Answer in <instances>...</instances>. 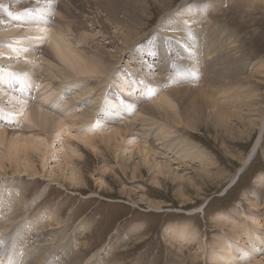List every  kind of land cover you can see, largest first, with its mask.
I'll return each mask as SVG.
<instances>
[{"label":"rangeland","instance_id":"obj_1","mask_svg":"<svg viewBox=\"0 0 264 264\" xmlns=\"http://www.w3.org/2000/svg\"><path fill=\"white\" fill-rule=\"evenodd\" d=\"M79 1L0 0V19L12 16V26L21 30L24 25L49 29L50 39L40 36L38 50L49 51L60 34L70 49L109 67L100 77L92 75L103 103L90 118L92 104L74 98L81 93L74 87L81 78L59 82L45 68L47 76L35 88L32 80L27 83L31 72L0 65V213L14 205L11 221L21 222L18 228L43 218L46 223L33 239L52 243L49 253L40 254L43 264L61 263L70 254L73 264L264 261V0ZM49 16L48 25L39 22ZM30 31L20 35L25 43L18 36L16 45L23 50L38 34ZM8 38L0 36V46ZM38 64L43 66L42 60ZM111 90L120 105L109 111ZM49 95L57 101L51 104ZM162 96H171V103ZM28 104L56 122L48 129L34 127L25 115ZM60 119L63 125L56 127ZM111 125L122 133L114 134ZM169 130L174 135L167 136ZM39 134L48 147L45 158L23 142L12 148V138ZM88 135L95 145L86 144ZM153 135L167 136L162 139L168 151L157 149ZM148 150L161 157L144 158ZM25 158L34 160L38 175L26 169ZM155 161L169 165L171 176H158ZM3 229L0 225V255L11 259L16 241L5 240ZM58 250L68 255L56 258Z\"/></svg>","mask_w":264,"mask_h":264},{"label":"bare ground","instance_id":"obj_2","mask_svg":"<svg viewBox=\"0 0 264 264\" xmlns=\"http://www.w3.org/2000/svg\"><path fill=\"white\" fill-rule=\"evenodd\" d=\"M72 1V0H71ZM77 1V0H76ZM124 1V0H123ZM125 1H127V0H125ZM27 2V1H26ZM79 2H81V0L79 1ZM113 2V1H112ZM83 3V2H82ZM29 4H31V3H29ZM48 4H50L49 2H48ZM48 4H46V5H48ZM52 4V3H51ZM67 3H65V5H66ZM68 4H71V2H68ZM68 4H67V6H65V8H67L68 7ZM72 4H74V1H73V3ZM87 4V3H86ZM22 5V4H21ZM28 5V4H27ZM27 5H26V7H27ZM32 5V4H31ZM45 5V6H46ZM53 5H54V3H53ZM76 5H78V4H76ZM40 6V5H39ZM51 6V5H50ZM109 6V5H108ZM111 6V5H110ZM34 8H35V6H33ZM75 7V6H74ZM79 7V6H78ZM21 8V7H20ZM19 8V9H20ZM24 8V7H23ZM22 8V9H23ZM29 8V7H28ZM27 8V9H28ZM43 8V7H42ZM72 8V7H71ZM110 8H113V7H110ZM31 9V8H30ZM29 9V10H30ZM33 9V8H32ZM31 9V10H32ZM36 9H39V7L38 6H36ZM41 9V8H40ZM39 9V10H40ZM68 9V8H67ZM23 10H25V9H23ZM46 10V9H45ZM69 10H70V8H69ZM72 10V9H71ZM94 10V9H93ZM45 12V11H44ZM46 12H48V11H46ZM59 12V11H58ZM18 18V17H17ZM20 19H22L21 21H27V18H25V19H23L22 17L21 18H18L17 20H20ZM50 16H49V18L48 17H46V18H42V21L40 20L39 22H42L44 25H48L49 23H50ZM60 20V19H59ZM65 20V19H64ZM16 21V19L14 20H12V16L11 17H9V18H3V19H0V36H4V35H6V37H7V35H8V39L6 40V42L4 43V45H2V46H0V65H4L3 63H5V64H8V65H12L13 67H15V68H17V69H20V70H26V71H28V72H31L32 73V75L29 77V81L27 82L28 84H30V80H32V84H31V86L32 87H34L35 85V88H38L39 86H40V84H39V79L41 78V76L43 75H45V76H47V74H45V68H46V71L48 70H50V71H53V73L55 74V77L57 78V79H59L58 81L60 82V80H62L63 82H65V83H67V82H69V80L70 79H74V81H75V79L77 80L78 78L80 79H78L79 81H77L78 82V84H76V85H74V87L77 89V92L78 91H81V93L80 94H78L77 96H75L74 98H75V100H76V102L77 103H79V102H82L83 101V105H87V104H92L91 106H90V108H93V112H92V114L89 116L90 118L92 117V118H94L95 117V113L97 112V110H98V108L101 106V104L103 103V101H102V99H100V97L97 95V91H96V82H97V80L95 81V80H91L92 78L93 79H96L95 78V76H97V77H100V76H102V75H104V74H106L109 70H107L109 67H107V66H105V64H103V63H101V62H99L98 63V61H94L93 63H91L90 61H89V57L88 58H85L86 56H81V54H78V52H76V50H73L72 48L70 49L68 46L69 45H67V43H66V39L64 40L63 39V37H62V35L60 36V34H59V36L57 37V36H55V37H53V39H52V41H50V44H51V48L49 49V51H44L43 52V48L41 49V50H38V48H39V45L37 44V43H39L40 44V40H42L41 38H45V37H48V34L49 33H47L48 32V30H46L47 28H45L43 31L41 30V31H39V30H37V29H34L35 31H38L37 33V35H35L36 36V38H35V40H30V42H31V44H29V45H32V47L30 48V47H28L29 45H27V46H25V47H23V48H25V50H27V51H25V50H23L20 46H17L16 44H18L19 42H21L20 40L22 39V36H20L22 33V35H24V36H26V35H28V31H30L31 30V28L29 27V26H27L26 25V27H25V25L22 27L23 29V31L21 30V26L18 28V27H14V26H12V24H13V22H15ZM76 22V21H75ZM29 23H31V21L29 22ZM28 23V24H29ZM33 23H35V22H33ZM75 24V23H74ZM77 24V23H76ZM14 25V24H13ZM42 25V24H41ZM57 25V24H56ZM72 25V24H71ZM33 26V25H32ZM58 26V25H57ZM29 27V28H28ZM60 27V26H59ZM69 27V26H68ZM38 28V27H37ZM65 28V27H64ZM21 30V31H18V30ZM33 29V28H32ZM214 30V29H213ZM35 31H33V30H31L30 32H31V34H32V32H35ZM58 31V30H57ZM39 32H41V33H39ZM54 32V31H53ZM53 32H51V33H53ZM55 32H56V30H55ZM54 32V33H55ZM66 32V31H65ZM85 32V31H84ZM36 33V32H35ZM44 33V34H43ZM72 33V32H71ZM220 33V32H219ZM26 34V35H25ZM31 34H29V35H31ZM56 34V33H55ZM63 34V33H62ZM57 35V34H56ZM21 37V39L20 40H18L19 39V37ZM34 36V37H35ZM40 36H42V37H40ZM51 36V35H50ZM53 36V35H52ZM65 36V35H64ZM82 36V35H81ZM91 36V35H90ZM29 37V36H28ZM39 37H40V40H39ZM69 37V36H68ZM174 37V36H173ZM5 38V37H4ZM23 38H25V37H23ZM27 38V37H26ZM49 39H50V37H48ZM66 38V37H65ZM6 39V38H5ZM46 39V38H45ZM25 40H29L28 38L27 39H25ZM17 41H19V42H17ZM26 41V42H27ZM45 41V40H44ZM49 41V40H48ZM80 41V40H79ZM22 42L23 43H25V41L22 39ZM42 42V41H41ZM81 42V41H80ZM87 42V41H86ZM129 42V41H128ZM43 43H45V42H42L41 43V45H43ZM21 44V43H20ZM219 44V43H218ZM25 45V44H24ZM44 46V45H43ZM219 47V46H218ZM30 48V49H29ZM48 50V49H47ZM104 51V50H103ZM46 52V53H45ZM83 52V51H82ZM104 52H107V51H104ZM103 53V52H102ZM88 55V54H87ZM104 55H105V53H104ZM108 55V54H107ZM90 56V55H89ZM100 56V55H99ZM112 57V56H111ZM115 57V56H114ZM22 59H23V61H22ZM98 59V58H97ZM112 59V58H111ZM110 59V60H111ZM42 60V62H43V66H40L38 63H40V61ZM92 60H95V59H92ZM113 60V59H112ZM114 61V60H113ZM204 61V60H203ZM183 62H185V61H183ZM209 62V61H208ZM188 63H190V62H188ZM187 64V63H186ZM190 65V64H189ZM146 67V66H145ZM196 68H198V67H196ZM200 69V68H199ZM107 70V71H106ZM92 75H95V76H92ZM77 77V78H76ZM53 78V77H52ZM56 80V79H55ZM119 80V79H118ZM119 81H121V80H119ZM40 82H42V81H40ZM76 83V82H75ZM121 83H124V84H126V85H128L129 83L127 82V81H121ZM92 85V86H91ZM129 86V85H128ZM3 88V81L1 82V84H0V89H2ZM35 88H33V89H35ZM75 89V90H76ZM32 90V89H31ZM45 90V89H44ZM137 90L139 91L140 89L139 88H137ZM3 92V91H2ZM67 92H72V90H71V88H69L68 90H67ZM66 92V93H67ZM74 92V91H73ZM96 92V93H95ZM1 94V93H0ZM4 94V93H3ZM45 94V93H44ZM108 95H110V102H111V106H107L106 107V110H109V111H112L111 109H110V107H112L114 110H117L118 109V107H119V105L120 104H118L117 102H115L114 101V99H113V97L114 96H116V94L114 93V91L113 90H111V92L108 94ZM128 95L130 96V98L131 99H135L136 98V96L134 95V94H132L130 91H128ZM2 96V95H1ZM10 96V95H9ZM40 96H42V95H40ZM52 95H49V97H47L48 98V100H49V98H51L52 99V101H51V104L52 103H55L56 101H57V99L56 98H52L51 97ZM151 96H153V94L151 95ZM4 95L2 96V98L4 99ZM53 97H54V95H53ZM58 97V96H57ZM148 97H150V96H148ZM148 97H145V98H148ZM163 97V100H161V101H165L166 103H171V99H170V97H168V96H162ZM6 98V97H5ZM12 98V97H11ZM15 98V97H14ZM43 99H42V101L43 102H45L46 103V105L48 104V105H50V101L48 102V100H47V98L45 97L44 98V96L42 97ZM118 98V97H117ZM161 98V97H160ZM0 99H1V97H0ZM37 99V98H36ZM13 100V99H12ZM12 100H10L9 102L10 103H13L14 101H15V99L12 101ZM47 100V101H46ZM1 101V100H0ZM2 101H4V100H2ZM8 101V100H7ZM7 101H5V102H7ZM19 100H17V103H19L18 102ZM73 101V100H72ZM136 101V100H135ZM40 102V101H39ZM38 102V103H39ZM43 102H41L42 104H43ZM118 102H119V98H118ZM157 102V101H156ZM76 103V104H77ZM134 103V102H133ZM152 103H154V102H152ZM173 103V102H172ZM21 104H22V102H21ZM20 104V107L22 106L23 107V109L25 108L24 106L25 105H21ZM40 104V103H39ZM138 104V103H137ZM136 104V105H137ZM2 105H3V103H2ZM29 105V104H28ZM28 105L26 106V107H28ZM32 105V104H31ZM68 105V104H67ZM135 105V103H134V106H136ZM139 105V104H138ZM137 105V106H138ZM149 105V104H148ZM156 105V104H155ZM159 105V104H158ZM162 105V104H161ZM11 106V105H10ZM17 106H18V104H17ZM70 106V105H69ZM147 106V105H146ZM166 106H167V104H166ZM29 107H30V105H29ZM62 107V106H61ZM68 107V106H67ZM141 107V106H140ZM148 107V106H147ZM150 107H155V106H153V105H151ZM176 107V106H175ZM173 105H172V109L173 108H175ZM31 108V107H30ZM38 107H34V105L32 106V108H31V111L30 112H27L26 113V111H25V115H26V117H27V121H30L33 125H34V127H35V125L36 126H40V127H45L46 129H48V127H50L52 124H53V121H55V116H53L52 114H50L49 112H47V111H44V113H43V115H42V111L41 110H39V109H37ZM157 108H161V106L160 107H157ZM23 109L21 108V111H23ZM41 109H43V108H41ZM144 109V108H143ZM154 109V108H153ZM30 110V109H29ZM61 110V109H60ZM149 110V109H148ZM161 110V109H160ZM21 111H19L18 113L19 114H21L22 112ZM28 111V110H27ZM142 111H144V110H142ZM147 111V110H146ZM167 111V110H166ZM175 111V110H174ZM11 112V111H10ZM21 112V113H20ZM156 112V111H155ZM163 112V111H162ZM147 113V112H146ZM149 113V112H148ZM158 113H159V111H158ZM104 114L106 115V111L104 112ZM173 114H175L174 112H173ZM24 115V114H23ZM149 115H150V113H149ZM157 115V114H156ZM160 115H161V111H160ZM163 115V114H162ZM176 115V114H175ZM138 117H139V115H137ZM148 115H146L145 117H147ZM151 116H152V114H151ZM155 116V115H154ZM159 116V115H158ZM138 117H136V118H138ZM163 117V116H162ZM179 118V117H178ZM109 120H113L114 118H108ZM143 119V118H142ZM141 119V120H142ZM168 119V118H167ZM57 120H59V119H57ZM61 121L60 122H58L57 124H56V127L57 126H61V125H63V123H62V119H60ZM64 120V119H63ZM137 120H139V118L137 119ZM140 120V121H141ZM144 120V119H143ZM74 121V120H73ZM90 121V120H89ZM134 121V120H133ZM56 122V121H55ZM116 122V121H115ZM126 122H128L127 120H126ZM135 122V121H134ZM144 122H146V120L144 121ZM187 122V123H186ZM186 125L189 127V123H188V121H187V119H186ZM28 123V122H27ZM50 123V124H49ZM138 123V122H137ZM136 123V124H137ZM30 124V123H29ZM117 124V123H116ZM122 124H124V122H122ZM127 124V123H126ZM133 124V123H132ZM32 125V126H33ZM24 126V125H23ZM112 126V125H111ZM111 126H110V128H111ZM104 127V126H103ZM122 127H123V125H122ZM113 126H112V128H111V130H113ZM117 128V127H116ZM124 128V127H123ZM134 129H135V127H134ZM124 130H126V129H124ZM135 131V130H134ZM170 131H172V130H169V132H167L166 134H167V136H169L168 135V133L170 134V135H174V132H170ZM164 132H165V130H164ZM42 133V132H41ZM113 133L114 134H120V133H122V131H120L119 130V128H117V130H113ZM113 133H111V135L113 134ZM2 133L0 132V135H1ZM9 134V133H8ZM164 134V133H163ZM10 135H11V133H10ZM9 135V136H10ZM15 135V134H14ZM40 136H38L39 138L42 136L41 134H39ZM53 136V135H52ZM86 136V135H85ZM92 135H88V138H85L86 139V144H88V146L90 145H95V141L96 140H94V138H90ZM107 136V135H106ZM167 136H165V135H162V136H155V135H153V137L152 138H154L155 137V142H157V143H159V145H158V147H157V149H160V147H161V149L160 150H162V151H164V152H166V151H168L167 150V148H168V146L169 145H167V143H165L164 141H163V139L162 138H166ZM176 136V135H175ZM1 137H3V135L1 136ZM37 137V135H36V138H35V136L33 137V139L34 140H38L39 138ZM87 137V136H86ZM108 137V136H107ZM121 137V136H120ZM78 138V137H77ZM110 138V137H109ZM33 139H25L24 137H22V136H19V137H16V138H12L11 139V144H12V148H14L15 147V145H17V144H19V142H23V143H25L26 145V147H25V149H27L28 147L29 148H31V149H34L35 151H38V152H40V154H44V149L45 148H48V147H46V145H44L45 143H44V141H42L41 140V138H40V140L39 141H42V142H35ZM49 139V138H48ZM82 139H84V138H82ZM84 139V140H85ZM112 139V138H111ZM168 139V138H167ZM33 140V141H32ZM43 140H45L44 138H43ZM79 140V139H78ZM110 140V139H109ZM48 141V140H47ZM58 141V140H57ZM49 142H50V140H49ZM51 142H52V145L51 146H53V144L56 142V140H51ZM83 142V141H82ZM105 142V141H104ZM130 142H132V141H130ZM134 142V141H133ZM167 142V141H166ZM63 143V142H62ZM126 143V142H125ZM137 143V142H136ZM61 144V143H60ZM155 144V143H154ZM84 145V144H83ZM129 145H131V144H129ZM128 145V146H129ZM134 146H136V144L134 145ZM151 146H152V144H151ZM154 146V145H153ZM181 146H183V145H181ZM54 147V146H53ZM126 147V146H125ZM129 147H131V146H129ZM139 147H142V146H140V144H139ZM132 148L134 149L135 147H133V143H132ZM182 148H184V147H182ZM187 148V147H186ZM136 149V148H135ZM126 150V149H125ZM130 150V149H129ZM177 150V149H176ZM184 150V149H183ZM188 150V149H187ZM196 150H198V149H196ZM95 151V150H94ZM151 151H154V150H148V152H146V151H144V153L146 154V156L144 157V158H146V157H149L148 155H152V156H154V160H158L157 158L158 157H161L158 153H151ZM194 151H195V149H194ZM26 152V151H25ZM128 152V151H127ZM131 152H133V151H131ZM141 152H142V150H141ZM163 152V153H164ZM188 152V151H187ZM186 152V153H187ZM190 152V151H189ZM27 153H28V151H27ZM76 153V152H75ZM143 153V152H142ZM141 153V154H142ZM168 153H172V152H168ZM183 153V152H182ZM181 152L179 153L180 154V156H181V154H182ZM185 153V152H184ZM184 154V156H185V158H187L189 161H196L195 159L193 160H191V159H189V154ZM197 153V152H196ZM64 154V153H63ZM78 155V154H77ZM157 155H159V156H157ZM174 156L176 155V154H173ZM194 155H195V153H194ZM39 156V155H38ZM179 156V157H180ZM192 156V155H191ZM252 156V155H251ZM251 156L246 160V162H245V165L244 166H247L248 164H249V162H250V160H251ZM40 157V156H39ZM46 157V155L44 154V155H42V159L43 158H45ZM66 157L67 158H65V159H67L68 161L70 160V159H68V155L66 154ZM179 157H178V160H179ZM196 157V156H195ZM70 158V157H69ZM176 158V157H175ZM181 158V157H180ZM193 158H194V156H193ZM149 161H150V159L149 158H147ZM160 159V158H159ZM162 159V158H161ZM25 161H24V164H25V166H26V169L27 170H31L32 172H33V174L35 175V174H37L38 175V169L36 168V165H35V163H34V160L33 159H31V158H25L24 159ZM147 160V161H148ZM164 160H167L168 161V157L167 158H165L164 157ZM181 160H182V158H181ZM198 160V159H197ZM171 161V160H170ZM185 161V160H184ZM71 162V161H70ZM151 162V161H150ZM150 162H149V164H150ZM156 163H155V165H153V169H155L156 170V172L158 173L157 175L158 176H162L163 178H167V176H171L170 175V170L168 169L169 168V165H167L166 163H163V162H159V163H157V161H155ZM178 162V161H177ZM197 162V161H196ZM21 163H23V162H21ZM170 163V162H169ZM184 164V163H183ZM186 164V163H185ZM23 165V164H22ZM186 166V165H185ZM74 171V170H73ZM27 172V171H26ZM31 172V173H32ZM72 174V178L74 179V181H76L77 180V178L75 177V174L72 172L71 173ZM76 178V179H75ZM13 181V180H12ZM72 182H73V180H71ZM74 184V183H73ZM76 184H80L79 182L78 183H76ZM15 199V197L13 198V200ZM6 205V204H5ZM23 206V205H22ZM5 207V206H4ZM4 207H2V209H1V213H0V225H3V227H4V232H5V236H4V233H2L3 234V236H4V238H5V240H8V239H12L13 241H16L15 242V246H16V253H15V255L11 258V259H9V258H7V256L8 255H5V256H2V255H0V264H43V262H42V260H40L39 259V257L41 258L42 256H43V253H41L42 251H44V252H47V251H49V248H48V246H51L50 248H52V243L50 242H47V243H49V244H43V243H37V241L35 242V240L33 241V239H35L37 236H36V234L37 233H40V231H39V228H41V226H43L44 225V223H46V222H44V220H43V218H41L40 220L38 219V220H36V221H34L33 222V226L32 227H28L29 226V224H30V221H29V223L26 221L25 222V224L24 225H22V226H20L19 228L17 227V226H19V223H21V222H16V221H11L12 220V213H14V210H15V206L14 205H9V207H8V211H6V213L9 215V217L7 218L6 217V219H3L4 220V222H2L3 220H2V218L4 217L5 218V215H6V213L5 214H3V210H6V207H5V209H4ZM255 212H257V214L259 213L257 210L255 211ZM51 215V214H50ZM12 217V218H11ZM248 218V217H247ZM6 220V221H5ZM255 222L256 223H259L260 222V224H261V221H260V217L259 216H256L255 217ZM21 221V220H20ZM24 220H22V222H23ZM24 223V222H23ZM47 223H48V221H47ZM46 226V225H45ZM49 226V225H48ZM263 226L264 225H262V228H263ZM18 228V229H17ZM19 230V231H18ZM14 231H18L17 233H16V235H14ZM257 233H261V231H257ZM26 235V236H25ZM25 236V237H24ZM15 238H16V240H15ZM38 238H36V240H37ZM52 239V238H51ZM3 240V239H2ZM1 241V240H0ZM49 241V240H48ZM19 242L20 243H22L23 244V246H20V244H19ZM58 243V242H57ZM4 244L2 243V242H0V250L4 247L3 246ZM6 245V244H5ZM57 245V244H56ZM17 247H18V249H19V251H18V249H17ZM34 247V248H33ZM47 247V248H46ZM56 247V246H55ZM66 247V246H65ZM65 249V248H64ZM63 249V250H64ZM62 250V251H63ZM180 250V249H179ZM59 251V250H58ZM65 252V251H64ZM182 252V251H181ZM1 253V252H0ZM47 253H49V252H47ZM56 253H57V257L56 258H61V256L62 257H64L65 255L67 256L68 254H63V252L61 253V251H59V252H57L56 251ZM40 254H42V256L40 255ZM45 256V255H44ZM56 256V255H55ZM65 256V257H66ZM69 257H66V259H65V261H63V262H61V263H58V264H73V262H72V259H73V255H68ZM73 256V257H72ZM45 259V258H44ZM52 259V258H51ZM64 259V258H63ZM75 259H76V257H75ZM60 260V259H59ZM218 261V260H217ZM75 262V261H74ZM78 262H76L75 264H77ZM255 264H264V261H262V260H257L256 261V263Z\"/></svg>","mask_w":264,"mask_h":264}]
</instances>
